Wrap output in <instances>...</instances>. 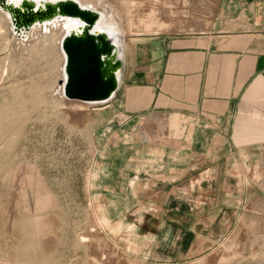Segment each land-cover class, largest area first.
<instances>
[{
	"label": "rangeland",
	"instance_id": "1",
	"mask_svg": "<svg viewBox=\"0 0 264 264\" xmlns=\"http://www.w3.org/2000/svg\"><path fill=\"white\" fill-rule=\"evenodd\" d=\"M80 1L110 6L125 33L117 101L64 98L63 27L21 38L0 10V264H264L260 163L209 165L172 183L119 173L160 143L124 140L115 102L159 40L220 27L216 0H204L211 11L202 0ZM209 17L206 31L194 27Z\"/></svg>",
	"mask_w": 264,
	"mask_h": 264
},
{
	"label": "crops",
	"instance_id": "2",
	"mask_svg": "<svg viewBox=\"0 0 264 264\" xmlns=\"http://www.w3.org/2000/svg\"><path fill=\"white\" fill-rule=\"evenodd\" d=\"M215 2L211 21L220 27L159 40L145 68L135 71L125 100L115 102L124 140L138 135L160 143L142 147L149 161L121 167L120 174L172 183L220 163L258 162L264 169V0Z\"/></svg>",
	"mask_w": 264,
	"mask_h": 264
},
{
	"label": "water",
	"instance_id": "3",
	"mask_svg": "<svg viewBox=\"0 0 264 264\" xmlns=\"http://www.w3.org/2000/svg\"><path fill=\"white\" fill-rule=\"evenodd\" d=\"M0 9L9 14L14 32L21 36L34 24L53 19L73 20L74 28L61 39L65 55L62 95L88 103H104L120 85L123 59L119 44L105 31L95 29L99 11L76 0H21L18 4L0 0Z\"/></svg>",
	"mask_w": 264,
	"mask_h": 264
},
{
	"label": "bare ground",
	"instance_id": "4",
	"mask_svg": "<svg viewBox=\"0 0 264 264\" xmlns=\"http://www.w3.org/2000/svg\"><path fill=\"white\" fill-rule=\"evenodd\" d=\"M8 1H12L15 4H18L21 0H8ZM34 1L36 3H38L41 0H34ZM76 1L78 3H80L82 6H86V7H89L90 9H92V10H96L95 9L96 7L93 8V6H87L86 4L82 3V1H80V0H76ZM202 1H203V3L201 2V4L203 6L205 4V6H204V7H206L205 10L211 11V7L209 6V4H207L204 0H202ZM97 9L98 10H96V11H99L100 18L97 21V23L95 24L96 25L95 29L105 31L106 34L111 37V39H113L115 42H117L119 44V52L118 53H120L119 55L123 59L124 54H125L124 53V49L126 48V45H127L126 41L127 40L125 39V33H124L123 29H122V26L120 24H118L117 21H115V18H114V15H113V10L110 8V6H103L101 8L97 7ZM3 13L7 14L4 11H3ZM168 13H170V12L168 10H165L164 13H163V15H164L163 22L157 23L158 24L157 26H158L159 29H162V27L167 25L168 22H167V18L166 17L168 15ZM7 17L9 19V14H7ZM209 19H210V17L207 19V22H204V21L195 22L194 27L195 28L197 27L198 30L206 31V29L208 28L207 25L209 23L208 22ZM60 26L63 27L64 35L66 33H68L72 28L75 27L74 23H73V20L65 19V20L62 21V20H59V19H53L50 22H42V23L34 24L29 30L23 32V34L21 35V38H23V36L26 37L31 30H34L37 27L43 28L44 32L46 34H49L52 28H54V27L57 28V27H60ZM149 26L151 27V28L149 27L150 29H153V30H157L158 29V28H154V23H151V21H150ZM61 42H60V46H61ZM61 53L63 54L62 49H61ZM63 56H64V61H65V55H63ZM62 80H64V69H63V79ZM62 86L63 85L60 84V86L58 87L60 89V91H61V94H62ZM69 100H74V99H69ZM75 101H78V100H75ZM70 102H72V101H70ZM79 102H81V101H79ZM74 103H76V102H74ZM81 103H83V102H81ZM85 103H88V102H85Z\"/></svg>",
	"mask_w": 264,
	"mask_h": 264
}]
</instances>
